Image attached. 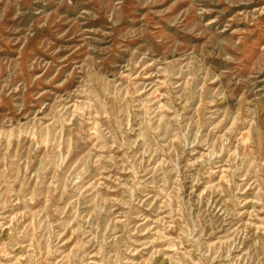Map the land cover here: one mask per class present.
Returning <instances> with one entry per match:
<instances>
[{
	"label": "rangeland",
	"instance_id": "obj_1",
	"mask_svg": "<svg viewBox=\"0 0 264 264\" xmlns=\"http://www.w3.org/2000/svg\"><path fill=\"white\" fill-rule=\"evenodd\" d=\"M0 264H264V0H0Z\"/></svg>",
	"mask_w": 264,
	"mask_h": 264
}]
</instances>
